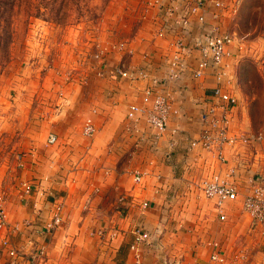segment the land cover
<instances>
[{
    "label": "crops",
    "instance_id": "0c3cea01",
    "mask_svg": "<svg viewBox=\"0 0 264 264\" xmlns=\"http://www.w3.org/2000/svg\"><path fill=\"white\" fill-rule=\"evenodd\" d=\"M244 1L241 0L234 11ZM214 12L217 11L209 4L207 26L217 22L211 18ZM218 13L221 23L224 12ZM158 15L154 18L160 23ZM196 23L191 28L192 37L203 32ZM140 24L143 36L138 38L134 54L128 61L121 62L131 67L144 66L151 74L160 72L166 42L154 40L149 18L141 16ZM144 54L149 63L143 61ZM262 64L259 63V69ZM114 65L106 71L107 77L97 98L92 96L89 100L84 92L72 94L70 112L62 120L61 130L53 128L48 133L57 137V143L48 145L47 135L44 144L32 148L30 154L21 158L19 184L29 183L32 195L22 196L21 187L11 201L6 203L4 199V208L10 223L28 222L30 228L23 237L14 238L13 245L27 253L32 246L29 241L38 247V230L52 212V203L62 199L61 226L40 242L48 263L134 264L133 254L128 249L132 240L130 231L142 225L154 238L160 237V242L156 241L153 250L143 255L140 264H210L212 243L222 248L227 264H232L234 253L238 262L247 260L250 253L255 254L246 263L255 264L257 255L264 254V237L261 233L250 237L249 218L241 210L240 201L248 190L246 175L257 174L264 187V141L226 148V164H219L214 155L205 151L189 150V141L200 131L201 99L211 93L215 82L211 75L194 80L186 74L173 98L180 114L172 116L161 139L154 144H149L152 143L149 139L150 142L135 148L133 139L124 132L125 112L129 104L138 101L145 84L118 78L113 73ZM232 74L230 88L237 96L238 106L233 109L231 131L256 135L264 129V123L255 126L252 122L240 102L243 94L238 89L233 69ZM87 101L89 104L84 108ZM77 120L79 127L74 128L72 124ZM86 123L95 128L92 137L82 135ZM233 165L237 167L234 180L239 184L240 196L238 201L225 205L227 221L220 222L213 202L203 196L198 185L202 178L215 172L223 174ZM137 172L142 174L139 183L133 179ZM129 174L133 182L128 179ZM120 197H124L125 202L120 203ZM144 201L149 203L145 211L140 208ZM166 214L169 216L167 224L163 222ZM99 231L114 232L116 237L109 241L107 234L100 236ZM8 261L5 252L0 251V264H8Z\"/></svg>",
    "mask_w": 264,
    "mask_h": 264
},
{
    "label": "rangeland",
    "instance_id": "374dc122",
    "mask_svg": "<svg viewBox=\"0 0 264 264\" xmlns=\"http://www.w3.org/2000/svg\"><path fill=\"white\" fill-rule=\"evenodd\" d=\"M17 2L9 20L10 44L0 50V194L6 203L23 184H19L21 158L44 144L53 128L61 130L72 94L84 92L89 100L97 98L108 68L128 61L129 50L143 36L140 0ZM226 11L219 25L234 35L232 56L226 61L238 79L241 104L254 125L260 126L264 123V64L259 69L264 63V0H245L237 11ZM255 232L250 237H258L259 229ZM156 239L160 242V237ZM234 255L232 264H246L250 257L238 262ZM258 255L255 264L264 261V254Z\"/></svg>",
    "mask_w": 264,
    "mask_h": 264
},
{
    "label": "built area",
    "instance_id": "2783aa9c",
    "mask_svg": "<svg viewBox=\"0 0 264 264\" xmlns=\"http://www.w3.org/2000/svg\"><path fill=\"white\" fill-rule=\"evenodd\" d=\"M240 1L141 0L143 18H149L154 30V40L165 41L166 50L161 54L160 72L151 74L144 66L131 67L122 62L113 66V73L118 78L130 83L141 81L145 84L138 101L129 104L125 112L124 132L133 139L132 144L135 148H139L149 139L152 141L149 144H154L156 140L161 139L168 130L172 116L180 114L178 108L174 107L173 98L178 84L186 74H190L194 80L211 75L215 82L211 93L201 99L198 120L200 131L196 137L189 141V150L205 151L214 155L219 164H226L224 155L226 148L248 145L252 141H264V129L256 135L231 131L233 109L238 106V99L230 88L233 74L232 68L226 60L232 56L234 35L221 30L218 12L226 10V12H233ZM209 4L213 5L217 11L211 17L217 22L207 26L206 12H208ZM227 7L229 8L227 9ZM155 14H159L157 19H160V23L154 18ZM194 22H197L196 24H199L203 30L202 34L197 37L191 36ZM129 53L131 57L134 54V49L129 50ZM142 59L145 62L149 60L146 54L142 56ZM94 133L95 128L92 124H84L82 129L84 137H92ZM46 141L48 145H55L57 137L54 134H49ZM236 175L237 167L233 165L228 167L225 173H212L199 182L198 187L201 193L206 199L213 202L220 222L227 221L225 205L239 200L240 188L234 180ZM133 179L135 183H139L142 174L135 173ZM245 184L248 190L240 201L241 210L249 218V230L255 232L258 228L261 235L264 236V187L262 180L257 174H248L245 176ZM21 187L22 196L32 195V186L29 183L23 182ZM119 202H125V198L120 197ZM52 206V212L46 223L38 230L40 238L38 247L29 241L32 245L31 250L28 253L21 252L20 248L13 245L14 238L23 237L25 233H28L27 229L30 228V223H10L4 208V197L0 194V251H4L7 255L8 264H53L47 262L45 248L40 243H43L44 238L53 235L63 222V200L55 201ZM148 207L147 201L140 204L143 211ZM130 233L132 240L128 249L133 254L134 264H140L143 255L147 251L153 250L157 240L142 225L134 226ZM98 234L100 236L107 234L109 241L116 237L114 232L108 234L99 231ZM210 249V264L226 262L223 250L217 243L210 244ZM261 264H264V261Z\"/></svg>",
    "mask_w": 264,
    "mask_h": 264
},
{
    "label": "trees",
    "instance_id": "16d2710c",
    "mask_svg": "<svg viewBox=\"0 0 264 264\" xmlns=\"http://www.w3.org/2000/svg\"><path fill=\"white\" fill-rule=\"evenodd\" d=\"M17 1L18 0H0V50H6L8 44H10L11 28L9 20L12 17L15 4L18 3Z\"/></svg>",
    "mask_w": 264,
    "mask_h": 264
}]
</instances>
